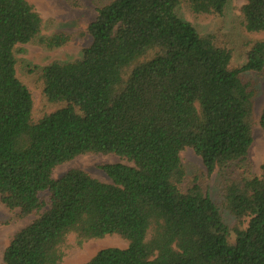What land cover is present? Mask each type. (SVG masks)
Masks as SVG:
<instances>
[{"label": "trees", "instance_id": "1", "mask_svg": "<svg viewBox=\"0 0 264 264\" xmlns=\"http://www.w3.org/2000/svg\"><path fill=\"white\" fill-rule=\"evenodd\" d=\"M186 2L195 14L222 15L230 0ZM181 3L97 6L81 57L36 69L47 109L35 115L15 48L57 49L70 36L42 37L30 2L0 0V204L34 217L10 239L3 264H61L69 234L77 244L128 242L83 264H264V162L251 178L239 172L253 141L256 89L246 76L264 72V37L233 65L230 38L201 34L178 14ZM240 19L248 33H264V0H247ZM186 149L207 177L217 175L219 203L197 180L183 188ZM87 153L120 159L100 166L110 182L80 168L52 177Z\"/></svg>", "mask_w": 264, "mask_h": 264}, {"label": "rangeland", "instance_id": "2", "mask_svg": "<svg viewBox=\"0 0 264 264\" xmlns=\"http://www.w3.org/2000/svg\"><path fill=\"white\" fill-rule=\"evenodd\" d=\"M39 14L42 20L41 36L48 37L56 33H66L70 36L69 42L57 49L48 50L36 43L18 44L15 48L17 57L16 72L20 80L27 85L34 101V114L47 109L41 95V83L38 80L36 69L52 62H67L81 57L82 50L88 46L91 39L86 34V27L96 15L97 6L108 0H27ZM247 0H230L226 13L222 15H199L193 13L186 2L182 0L178 8L181 18L197 28L201 34L223 33L231 40L236 49L233 65L244 61L246 44L264 37V33H248L241 25L240 8ZM246 79L256 89L253 101L252 144L248 150L246 160L239 166V172L246 178L259 173L260 165L264 162V131L259 125V117L264 107V72L251 73ZM181 160L186 176L183 188L197 180L209 193L212 200L219 203L221 200L219 180L216 174L206 175L201 159L191 150L181 153ZM117 156L91 154L80 155L70 162L57 166L52 177L58 178L71 168H80L92 177L102 182H110L101 169V165L119 162ZM221 186V184H220ZM228 223L234 222L232 217L224 211ZM34 217L16 218L15 213L0 204V264H3V252L10 239L20 228L27 225ZM127 241L117 235H107L99 239L86 240L77 244L73 234L67 237L66 247L61 264H83L98 250L105 247L127 246Z\"/></svg>", "mask_w": 264, "mask_h": 264}]
</instances>
